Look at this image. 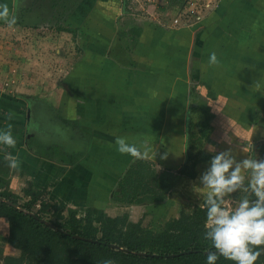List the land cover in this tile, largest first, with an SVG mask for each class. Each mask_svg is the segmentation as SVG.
Returning a JSON list of instances; mask_svg holds the SVG:
<instances>
[{
	"label": "crops",
	"instance_id": "0c3cea01",
	"mask_svg": "<svg viewBox=\"0 0 264 264\" xmlns=\"http://www.w3.org/2000/svg\"><path fill=\"white\" fill-rule=\"evenodd\" d=\"M186 4L187 0H167L162 6L174 17ZM3 6H7L10 18L15 17L12 25L18 26L20 32H71L66 39L70 40L72 49L79 50L82 55L71 67L66 81L82 86L83 116L85 118L86 113L98 134L111 135L115 130L117 136H121L130 131L121 125L130 122L132 113L138 109L134 100L150 96L161 101L174 98L179 105L164 113L170 116L168 125L175 127L171 132L176 138L170 136L159 143L164 149L177 147L170 158L174 154L182 161L188 115L183 102L188 101L189 90L196 86L195 92L200 94L198 99L203 101L207 96L211 101L208 108L213 115V130L206 154L211 145L220 152L230 149L237 159H243L250 155L252 141L248 140L253 133L261 138L264 135V118H261L264 110V0H221L208 17L195 26L170 30L159 27L152 19L122 18L119 0H0V9ZM4 23L0 19V25ZM119 32H139L133 34L136 36L131 52L133 66L118 51V58L110 55ZM213 51L218 63L210 65L208 58ZM30 82L33 83L32 79ZM20 87L0 93V128L11 125L17 141L13 148L0 146V164L3 163L0 166L5 167L9 154L19 161L14 182L6 175L8 170L0 169V189L8 183L17 188L19 185L15 181L23 178L36 191L46 189L47 199L52 203L66 209L79 207L92 211L95 222L100 224L107 215H100L99 208L105 207L107 213L113 211L109 181L121 176L102 167L107 163L106 155L95 156L96 149L93 152L89 145L91 150L80 153L82 156L74 161L49 157L42 151H46L45 147L47 151L54 150L55 146L38 144V150L34 149L32 146L38 136L35 132L29 135L26 132L28 120L33 118L35 123L31 124L36 127L40 117L49 118L52 101L38 96V92L29 94L27 88ZM16 90L22 91L17 94ZM74 105V110L82 107ZM78 114L82 116V112ZM39 124L43 125L41 129L37 127L39 135L51 134L45 124ZM161 133L162 130L150 138L153 141L150 147H154ZM31 135V141L25 142ZM123 137L130 142L128 135ZM230 138L232 141L227 142ZM128 156L122 154L120 157L125 167L122 171L132 161ZM103 159L106 162L103 163ZM0 229L9 235V223L4 217H0ZM10 245L7 242L6 249L12 248Z\"/></svg>",
	"mask_w": 264,
	"mask_h": 264
},
{
	"label": "rangeland",
	"instance_id": "374dc122",
	"mask_svg": "<svg viewBox=\"0 0 264 264\" xmlns=\"http://www.w3.org/2000/svg\"><path fill=\"white\" fill-rule=\"evenodd\" d=\"M121 8L122 18L125 16L133 17L132 14L127 12L126 7L121 5ZM212 10L213 9H210L206 13L202 14L198 21L201 22L207 18ZM175 13L178 15V12ZM172 18L168 19L169 24L174 22V18ZM197 23L198 22H196V24ZM0 26V93H4L7 90L12 91L21 86L20 88L22 90L23 88H27L30 92L29 94L33 93L34 95L38 92V96H44L45 100H48L49 102L52 101L50 102L52 107L50 106L51 109L49 118L48 116L39 118V122L41 124H45L50 130V135H39V133H37V127L38 129H41L39 127H43V125H40L37 120V126L32 127V124L35 123L32 122L33 118L28 120V123L30 122L32 124H28L26 132L28 135L35 132L38 136V139L36 138L34 145L32 146L34 149L38 146V144H46L52 148L55 146L54 150L48 149L47 151V147H45L46 151L41 150L49 157L65 158L67 161H74L80 158L84 152L90 151L91 149H94L93 152H95L96 149L97 153L94 154L95 156L106 155L107 157V163L102 167L109 169L113 173H119L120 176L124 174L132 162L143 160L149 164V168L153 169L154 172L157 173L158 179L167 185V193L165 198L162 200L148 199L143 202H127V200L121 201L115 198L120 195V179H116L113 182L109 181V186H111V188L108 193L110 194L109 199L112 203L113 211L107 213L108 211H106V208L101 207L99 208L102 212L100 215L104 214L105 216L113 214L117 216L127 214L130 221H140L143 226L157 231L160 230L163 224L168 220L178 217L181 209L191 210L201 205L203 200L200 201L202 198H200V195L194 191V186L200 183L199 178L209 167L211 157L220 151L215 146L213 147L215 151L211 153L208 151L206 154L205 152L208 140H197L195 143L196 147L191 154L189 162L187 154L188 149L186 145L181 148V151L183 150L181 153H184L182 161H180V157H174V154L172 155V158H170V154L173 153L172 151L176 152L178 148L176 147L171 149V146H169L164 149L162 148V143H159V141L170 136L176 138V134L171 132V129L174 130L175 127L173 128L172 125H168V118L170 116H167L164 112H170L175 106L177 107V105H179V102L173 101L174 98H167L161 101L158 98L152 99V96L149 98L147 97L146 99L139 98V100L133 101L138 109L132 113L130 122L128 121L126 123L125 121L124 125H121L123 128L127 127L128 130H130L127 133L125 132L121 134V136L123 137V135H128L130 143L139 145L146 141L151 146V142L153 141L150 140V138L153 139L154 135L160 133V130H162V135L160 134L157 137L154 147H151L152 154H150L148 158L137 159L128 156L132 161L127 166L125 165L126 169L122 171V169L125 168L124 163L120 158L122 154L117 151L115 145V139L118 135V133H116L117 131L113 130L114 133L111 135L109 133V135H107V133H96L97 128L89 122V117L86 118V113L85 118L83 116V102L80 97V94L82 96V86L80 87L78 84H71L67 82L68 76L72 71L71 67L74 66V63L77 62L82 55L79 50H73L70 40L66 39L71 32H46V30L43 32H20V28L18 26H10L7 25L6 22ZM53 27L56 28L57 26ZM4 30H6V32H4ZM47 30L50 31V29ZM133 34V32H119L113 46V51L110 53L111 56L113 55V57L118 58V56H120L116 53L118 51V53L122 56H125V61H130V66H133V62L131 61V52L133 45L136 43V36ZM31 79L33 83L30 82ZM35 84H37V88H35ZM195 89L196 86H192L191 90H189V96H191L188 101H184L183 104L185 103V110L188 114L186 117V123H189L188 117L191 116L192 118H190L195 120L196 131L199 129L198 123L201 119L200 114L202 112V108L200 107V101H202V99H198L200 94L195 92ZM17 90V94L22 91ZM69 92H72V94ZM137 93L140 94V92ZM206 97H204V100L206 99L207 102L204 103V106L208 107V102L211 101ZM75 98L80 100L76 101ZM45 102L47 103V101ZM75 103H77V105L80 104L82 107L74 110V108H76L74 107ZM197 104L199 105L197 106ZM125 107L128 108L129 106ZM195 107L197 108L195 109ZM78 111L79 113L82 112V116L78 114ZM73 114L77 117L76 119L73 118ZM262 114L264 115V110L262 111ZM263 115H261V118H264ZM183 119L184 117L181 116L180 120L183 121ZM258 119H260V117ZM120 127L118 129H120ZM44 131L45 129H42V132ZM32 137L33 135L26 138L25 142H30ZM232 138L234 141L237 140L234 136H232ZM232 138L228 139L227 142H231ZM248 141H252L250 155L256 159H263L258 150V146L260 143L264 142V135H262L261 138V135L253 133L252 139H249ZM198 149H202L203 152L196 156L197 158L195 159H197V162L194 166H192L191 164L193 162V158L195 157V152ZM155 150L156 156L154 154ZM80 153L82 154L80 155ZM69 155L71 157H69ZM106 160L103 159V163L106 162ZM116 162H120V164H116ZM187 162L189 169H186L185 172H183L182 169L184 168V164ZM0 169L3 171L8 170L9 173L6 172V175H10V180L14 182V175L18 173V169L10 168L7 161L5 167L0 166ZM157 181L158 180L155 181L153 174H151L147 176L143 182H139L138 197L141 198L154 194L157 196L161 194V189L157 186ZM15 182L18 183L19 187L14 188L8 183L5 187L0 189V192H11L18 198L19 203L22 204L30 198L25 193V189L28 188L29 182L23 181V178H17ZM150 188H153L154 191H150ZM245 194L246 193L243 192L231 194V196L226 198L229 206H233L236 201ZM238 195H240V197ZM44 198L47 199V193L44 194ZM39 208L40 202H37L34 205V210L37 211ZM67 209L64 207L63 213L65 215H67ZM77 210L79 216L88 211L79 207ZM44 216H51L56 219L51 208L50 210L45 211ZM95 223L99 224L98 222ZM7 236L8 235L4 234L3 230L0 229V251H3L1 260L3 264H6L4 256L18 257L20 255V250L12 245H10L12 248L6 249L7 239L5 240L3 237Z\"/></svg>",
	"mask_w": 264,
	"mask_h": 264
},
{
	"label": "trees",
	"instance_id": "16d2710c",
	"mask_svg": "<svg viewBox=\"0 0 264 264\" xmlns=\"http://www.w3.org/2000/svg\"><path fill=\"white\" fill-rule=\"evenodd\" d=\"M204 103L200 102L202 112L199 115V129L195 131L196 123L191 116L186 124L188 162L197 140L207 141L213 130V115ZM258 150L264 159V142L259 144ZM202 152V149L195 152L192 166L197 162L196 156ZM188 162L184 164L183 172L189 169ZM151 174L155 181L158 180L161 194L139 198L138 183ZM119 187L120 195L115 198L127 202L162 200L167 193V185L158 179L157 173L143 160L130 164L119 180ZM149 190L154 191L153 188ZM25 193L30 198L20 203L23 209L0 200V217L6 218L9 223V235L3 239L20 250L18 257L4 256L6 264H103L106 259H111L113 264H205L207 252L215 251L211 242L203 236L206 209L201 206L191 210L181 209L178 217L168 220L160 230L154 231L143 226L140 221H130L127 214L107 215L97 225L90 210L79 216L77 209L68 208L65 215L63 206L44 198L46 189L36 191L30 185ZM0 196L19 203L18 198L9 191L0 192ZM37 202H40V208L35 211L34 205ZM50 208L56 219L44 216ZM28 211L49 220L57 228L48 226ZM77 235L79 237H75ZM110 244H118L129 251L111 247ZM184 251L191 252L183 254ZM140 252L155 256H142L138 254ZM171 254L179 255L170 257ZM2 255L3 251H0V264H3ZM216 264L234 262L220 257ZM255 264H264V251Z\"/></svg>",
	"mask_w": 264,
	"mask_h": 264
},
{
	"label": "clouds",
	"instance_id": "9594fccd",
	"mask_svg": "<svg viewBox=\"0 0 264 264\" xmlns=\"http://www.w3.org/2000/svg\"><path fill=\"white\" fill-rule=\"evenodd\" d=\"M0 19L9 25L15 24V17H9L7 6L0 9ZM208 63H218L215 51L209 54ZM11 128V125L0 128V146L15 147L17 141ZM115 145L119 153L137 159L152 154L146 141L138 145L128 142L126 137L117 136ZM209 151L215 149L209 146ZM154 154L156 156V150ZM6 159L10 168L19 166V161L11 154ZM199 179L194 191L202 196L200 206L206 209L203 236L215 249L207 252L205 264H216L220 257L234 264H255L264 251V159L251 155L237 159L227 149L211 157L209 167ZM240 192L246 195L229 206L226 198ZM103 264H113V261L106 259Z\"/></svg>",
	"mask_w": 264,
	"mask_h": 264
},
{
	"label": "built area",
	"instance_id": "2783aa9c",
	"mask_svg": "<svg viewBox=\"0 0 264 264\" xmlns=\"http://www.w3.org/2000/svg\"><path fill=\"white\" fill-rule=\"evenodd\" d=\"M166 2L167 0H120V4L126 7L127 12L133 17L141 20L152 19L159 27L169 30L182 27V25L183 27L194 26L196 22L199 23L198 19L202 14L216 8L221 0H187L182 12L174 15L172 24L168 23V19L172 17L166 7L162 6Z\"/></svg>",
	"mask_w": 264,
	"mask_h": 264
},
{
	"label": "water",
	"instance_id": "95a60500",
	"mask_svg": "<svg viewBox=\"0 0 264 264\" xmlns=\"http://www.w3.org/2000/svg\"><path fill=\"white\" fill-rule=\"evenodd\" d=\"M30 115H31V111H29V113H28V116L30 117ZM0 200L1 201H5V202H7V203H9V204H11V205H14L15 207H17V208H20V209H23L22 207H21V204L20 203H15V202H13V201H11V200H8V199H6V198H4V197H2V196H0ZM26 212H27V210H25ZM28 213L29 214H31V215H33V216H35L36 218H38V219H40L43 223H45V224H47L48 226H51V227H53V228H57L52 222H50L49 220H47V219H45V218H40L39 216H37L34 212H31V211H28ZM61 231H63V230H61ZM75 237H79L78 235L77 236H75ZM110 246L111 247H114V248H118V249H123V250H125V251H129L128 249H126V248H123V247H121L120 245H118V244H110ZM189 252H191V251H184V252H182L183 254L184 253H189ZM139 255H142V256H155L154 254H149V253H138ZM176 255H179V254H171L170 255V257H174V256H176ZM158 256V255H157Z\"/></svg>",
	"mask_w": 264,
	"mask_h": 264
},
{
	"label": "flooded vegetation",
	"instance_id": "af4514ba",
	"mask_svg": "<svg viewBox=\"0 0 264 264\" xmlns=\"http://www.w3.org/2000/svg\"><path fill=\"white\" fill-rule=\"evenodd\" d=\"M29 124H31V123L29 122Z\"/></svg>",
	"mask_w": 264,
	"mask_h": 264
}]
</instances>
